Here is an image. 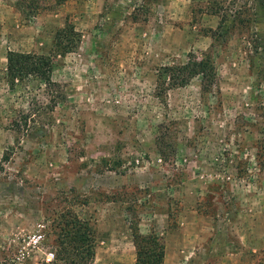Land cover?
<instances>
[{
	"label": "rangeland",
	"instance_id": "374dc122",
	"mask_svg": "<svg viewBox=\"0 0 264 264\" xmlns=\"http://www.w3.org/2000/svg\"><path fill=\"white\" fill-rule=\"evenodd\" d=\"M10 6L21 13H0V264H44L37 249L19 260V246L42 223L57 250L62 214L94 223L116 261L136 250L110 233L137 228L166 249L172 239L171 264H236L231 241L239 264H264V0ZM12 53L50 57L51 82L10 75ZM195 58L215 66L208 89L201 75L179 84Z\"/></svg>",
	"mask_w": 264,
	"mask_h": 264
},
{
	"label": "trees",
	"instance_id": "16d2710c",
	"mask_svg": "<svg viewBox=\"0 0 264 264\" xmlns=\"http://www.w3.org/2000/svg\"><path fill=\"white\" fill-rule=\"evenodd\" d=\"M60 44L58 43V46ZM35 60V62H34ZM52 60L44 55H26L22 53H12L9 58L10 75L18 74L29 69L39 72L42 79L51 82ZM183 74L180 75L179 84H188L190 78L197 75L202 76L204 88L208 89L216 77L215 66L207 59H190L182 67ZM179 78V76H178ZM64 218L60 226L61 234L57 237L56 260L51 264H90L96 250V225L88 220L79 218L76 214L70 216L60 215ZM133 238L137 250V260L135 264H164L166 245L155 233L142 235L139 229L134 228ZM63 260L64 262H60Z\"/></svg>",
	"mask_w": 264,
	"mask_h": 264
},
{
	"label": "crops",
	"instance_id": "0c3cea01",
	"mask_svg": "<svg viewBox=\"0 0 264 264\" xmlns=\"http://www.w3.org/2000/svg\"><path fill=\"white\" fill-rule=\"evenodd\" d=\"M2 10H0V13H21L20 11H16L15 8L11 7V1L12 0H2ZM103 218V219H99V226H100V230H104V228L106 227L108 220ZM231 221V220H230ZM232 223L234 224V221H232ZM120 223H118L119 225ZM103 232V231H102ZM241 233V237L244 240V244H250L251 243V239H250V235L248 234L247 231H245V229H240L239 231ZM122 233H118V232H112L110 233L111 236H114L116 238L117 241H119L122 244L124 243L125 238H129L130 239V243L133 245V247H135L136 250V246L134 243V238H133V234L130 233V235H126V236H122L121 240L118 239L117 237H120ZM104 236L101 237V239L99 238L97 240V246H96V250H95V255H94V259L93 262L94 264H135L136 260H137V250H136V254L135 252L133 253V257L123 258V253L122 255H119V260L120 261H116V257L118 256V252L117 254H115L113 252V250L111 249V247H108V240L103 239ZM170 241L168 240V244H167V249H166V254H165V258H164V264H171V259L173 258V255L170 253ZM129 242V241H128ZM232 244V248H231V255L237 259V263L239 264V261H241V259L245 256V249L244 248H238L237 247V243L235 241H231L230 242ZM166 245V244H165ZM110 252V254L108 253ZM110 256V258H108ZM126 257V256H124Z\"/></svg>",
	"mask_w": 264,
	"mask_h": 264
},
{
	"label": "built area",
	"instance_id": "2783aa9c",
	"mask_svg": "<svg viewBox=\"0 0 264 264\" xmlns=\"http://www.w3.org/2000/svg\"><path fill=\"white\" fill-rule=\"evenodd\" d=\"M37 231L23 237L19 246L18 259L24 260L29 257L35 249L42 251V261L44 264H51L56 260V249H49L46 246V229L44 224H39Z\"/></svg>",
	"mask_w": 264,
	"mask_h": 264
}]
</instances>
